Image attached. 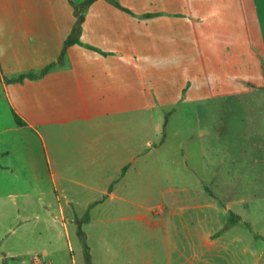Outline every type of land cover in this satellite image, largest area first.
Listing matches in <instances>:
<instances>
[{"label": "rangeland", "instance_id": "rangeland-1", "mask_svg": "<svg viewBox=\"0 0 264 264\" xmlns=\"http://www.w3.org/2000/svg\"><path fill=\"white\" fill-rule=\"evenodd\" d=\"M50 1H53V12L63 22L74 21L68 0ZM71 1L79 4L84 0ZM121 1L124 3L126 0ZM138 3L141 4L140 0ZM44 5L43 0H0V130L12 121L11 109L14 108L11 104L20 110L21 101L34 112L28 102L29 97H22L25 89L4 82V78H13L30 69L38 71V68L56 60L50 58L45 65H40L35 53H32V64L20 59V44L12 40L13 32L5 27L11 21L5 19L10 14L44 12ZM114 10L101 0L84 14ZM133 22L135 24L131 28L124 27L119 34L109 32L98 38L88 26L81 27L79 44L95 43L117 47L123 52L134 49L135 57H139L140 161L133 174L139 184L141 209L132 213L106 212L99 207L87 209L84 206L88 200L86 193L62 179L59 181L56 175L57 171L66 176L83 172L84 167L81 171L79 161L84 156L83 146L79 145L83 139L77 133L82 128L81 123L70 119L61 124L57 122L59 118L51 115L25 116L28 124L39 122L32 134L38 143V173L42 176L43 186L28 190V180L35 185L31 173L24 171L20 163L12 161L16 157L0 158L13 167L8 173L0 171V264H87L86 255H89V264H168L167 249L173 248L174 243L180 246L184 227L194 238L212 233L213 244L203 246V261H195V264H264V124L258 108V99L264 91H252L246 96L236 97V100L196 102L192 100L194 93L191 90L188 97L182 98L176 85L181 83L185 74L188 80L196 79L194 87L204 96L212 89L220 92L228 89L231 79L225 78V68L213 69L205 64L204 69L192 67L183 72L175 66L174 56L177 54L169 52L170 48L175 51L188 46L187 38L182 34L184 28L178 20L158 17L139 24ZM31 45L28 41L24 50ZM69 54L74 57L73 52ZM170 54L173 59L169 61L166 57ZM63 59L68 60L69 55L66 53ZM260 59L263 58L260 56L256 60ZM250 67L244 70L249 81L255 85L263 83L264 69L260 63L252 61ZM123 73L125 79L132 77V69L128 66H124ZM201 111L207 114L197 116L196 113ZM159 117L161 124L167 119L163 140L162 129L158 135L153 132V119ZM212 125L215 133H210ZM68 136L72 139L69 140ZM20 139L23 138H15L16 141ZM63 141L73 145L69 148L75 163L60 165L55 161L67 148V145L60 146ZM53 142H58L54 154ZM15 154L22 161L23 152L16 150ZM52 175L56 184L65 187L63 193L57 192L64 211L61 214L52 189ZM115 175L114 168L109 167L108 176ZM210 196L219 205L228 200L232 203L228 205L230 209L226 215L206 207L212 202ZM70 198L75 200L73 210L66 204ZM146 206L154 207V211L143 210L142 207ZM160 206L163 211L157 215ZM230 213L238 216L240 221L216 240L215 233L227 223ZM130 215L140 216V221H137L140 223L129 226L126 218ZM105 216L120 220V223L108 227V232L112 233L109 236L113 238L108 239L107 247L99 244L103 230L99 226L89 227L85 220L87 217L98 220ZM74 217L76 224L72 222ZM153 220L158 221L156 228H146L142 224ZM184 221L188 226H183ZM129 231L133 232V241L137 240L133 246L127 245ZM112 239L121 240L122 246ZM84 247L88 249L87 253ZM182 249L184 257L171 264L193 262L190 246L185 244ZM170 256L174 258V252Z\"/></svg>", "mask_w": 264, "mask_h": 264}, {"label": "crops", "instance_id": "crops-1", "mask_svg": "<svg viewBox=\"0 0 264 264\" xmlns=\"http://www.w3.org/2000/svg\"><path fill=\"white\" fill-rule=\"evenodd\" d=\"M99 1L91 5L89 9L97 5ZM115 1L128 12H122L112 7L115 9L114 12L84 14L81 27L88 26V29L98 38L102 35L106 36L109 32L119 34L123 32L124 27L131 28L135 24L133 21L139 24L158 17L176 19L184 28L182 34L187 38L188 46L175 51L170 48L169 52L177 54L174 56L175 66L183 72L192 67L204 69L205 64L213 69L215 67L225 68V78L231 79V87L228 89L223 92L212 89L207 91L204 96L194 87L196 79L188 80L184 73V79L179 85H176L177 92H180L182 98L188 97L191 90L194 93L192 100L196 102L208 99L236 100V97L246 96L252 91H260V93L264 91V82L255 85L249 81L244 72L250 67L252 61L259 62L260 67L264 69V0H140L141 4L138 3V0H126L124 3L121 0ZM43 2L45 3L44 12L10 14L5 19L11 21L5 27H8L11 33L13 32V36L10 35L12 40L20 44V59L24 58L30 61V64L34 59L32 53H35L40 65H45L50 58H56L52 61V63H56L63 43L75 23L74 17V21L63 22L52 10L53 1L43 0ZM101 7L103 9V6ZM146 14H153V16L146 18ZM37 40H39V44L41 43L40 45ZM28 41L32 45L26 47L25 51L24 46ZM70 52H73L74 57L70 56ZM188 52H191V55ZM66 53L69 55V59H63L61 65L56 64L44 77L12 83L25 89L22 97H29L28 102L32 104L34 112H31L30 107L21 101H19L20 110H16L15 106L11 104L14 108L11 109V117L14 112L25 123V126L15 125L12 117L8 126L0 130V146H2L0 158L16 157L12 161L16 164L20 163L24 171L31 173L35 183V185L31 184L28 180L27 189L42 188V176L38 173V143L33 140L35 134H32L33 128L39 126V122L28 124L24 117L37 118L51 115L59 118L57 122L61 124L70 119L79 121L82 128L77 133L83 139L79 145L82 144L81 149H83L82 154L84 155L79 161L81 162V171L83 167L84 169L82 173L79 172L80 175L76 176L62 175L57 171L56 175L59 181L62 179L86 193L85 196L88 200L84 206L87 209L92 210L99 207L100 210L106 212L108 210L116 213H132L134 210L138 212L141 209L138 200L139 184L133 172L140 161L141 86L140 62L139 57H135L136 50L130 49L123 52L117 47H104L95 43L80 45L78 42V44L70 46ZM257 55L263 59L256 60L259 58L256 57ZM166 58L169 61L173 59L171 54ZM124 66L132 69V77L124 78ZM44 67L37 70L40 71ZM32 70L34 69H30L26 73L34 72ZM191 81L194 82L190 83ZM238 84L240 87H237ZM262 94L258 99V108L264 124V93ZM45 102L50 103L48 105ZM206 114L203 111L196 113L199 117H204ZM153 121V132L158 135L162 129V133H160L162 137L167 119L163 120V124H161L160 117ZM214 128L215 126L212 125L210 133H215ZM18 137L23 139L16 141L15 138ZM68 139L72 138L68 136ZM57 145L58 142L52 143L53 154ZM62 145H67V148L61 151V158L55 159V161L60 165L75 163L69 148L73 145L64 141L60 146ZM16 150L23 152L22 161L20 157L16 156ZM57 154L59 155L58 151ZM109 167H113L117 175L109 177ZM9 170L12 171L13 167L6 165L0 159V171L8 173ZM52 189L56 194L59 213H64L59 202L60 195H57V192L63 193L65 187L54 182V175H52ZM94 195L97 197L92 198ZM62 197L65 198V195ZM210 197L212 202L208 203L206 207L216 212L220 210L222 215H226V211L230 209L228 205L232 203L228 200L223 205H219L214 197ZM74 203L73 198L66 200L70 210H73ZM76 203L79 201L76 200ZM47 208L45 207V209ZM158 208L157 215L163 211L162 206ZM142 209L154 211V207L146 206ZM126 219H128L129 226L134 227L140 223L137 221H140L141 217L130 215ZM85 220L89 227L99 226L103 230L100 234L99 244L104 247L109 245L108 239L113 238L109 236L112 233L108 232V227L114 223H120V220L114 221L106 216L98 220H91L90 217H87ZM72 222L76 224L75 217ZM142 224L146 228H156L158 221L153 220L152 223L148 221ZM183 226H188L187 221H184ZM231 228L223 233L229 232ZM183 229H185L183 231L184 238L183 241L180 240V246L174 243L173 248L167 249L169 252L168 264L176 262L177 258L184 257L182 246L185 244L191 248V260H193L191 264H195V261L202 262L203 246L213 244H211L210 238L212 233L196 235L194 238L186 227ZM132 234L133 232L129 231L127 245L130 246L137 243L136 239L133 241ZM85 238H87V234H85ZM221 238L222 233L216 240ZM112 241H116L115 243L122 246L121 240L112 239ZM173 252L174 258L170 256Z\"/></svg>", "mask_w": 264, "mask_h": 264}, {"label": "trees", "instance_id": "trees-1", "mask_svg": "<svg viewBox=\"0 0 264 264\" xmlns=\"http://www.w3.org/2000/svg\"><path fill=\"white\" fill-rule=\"evenodd\" d=\"M97 1H99V0H84L79 4H76V3L72 2L71 0H68L69 5L73 9V16L75 18V23H74V26H73L70 34L66 37V39L63 43L61 53H60L56 63H50L38 72H29V73H25V74H20L17 77L10 78V79L4 78V82H6L8 84H12V83H21L22 81H24L26 79L27 80L40 79V78L44 77L48 73V71L51 68H53L56 64L61 65L63 62L64 55L66 53V50L70 46L76 45L79 42V38L81 35V24L83 22L84 13L89 9V7H91V5H93ZM103 1H105L106 3H108L109 5H111L115 9H118L122 12H128L127 9L121 7L115 0H103ZM152 16H153V14H146L145 15L146 18L152 17ZM12 117H13L15 125L20 126V127L25 126V123L14 112L12 113ZM163 138L164 137H162V140H163ZM239 221L240 220H239L238 216H236L233 213H230L228 220H227V223L223 226V228L219 232L216 233V237H218L221 233L230 229L232 226L236 225ZM87 250L88 249L86 247H84L85 253H87ZM88 256L87 255L85 256L87 259V264H89Z\"/></svg>", "mask_w": 264, "mask_h": 264}]
</instances>
